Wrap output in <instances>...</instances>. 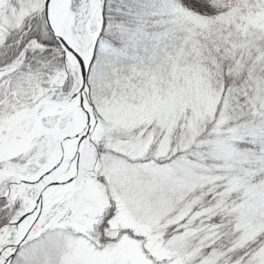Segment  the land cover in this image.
I'll return each mask as SVG.
<instances>
[{
  "label": "snow or ice",
  "instance_id": "snow-or-ice-1",
  "mask_svg": "<svg viewBox=\"0 0 264 264\" xmlns=\"http://www.w3.org/2000/svg\"><path fill=\"white\" fill-rule=\"evenodd\" d=\"M0 264H264V0H0Z\"/></svg>",
  "mask_w": 264,
  "mask_h": 264
}]
</instances>
